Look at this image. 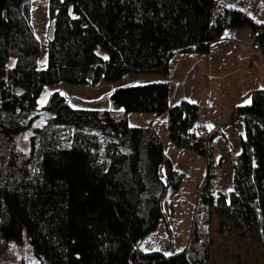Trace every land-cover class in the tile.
Returning <instances> with one entry per match:
<instances>
[{
	"label": "trees",
	"instance_id": "trees-1",
	"mask_svg": "<svg viewBox=\"0 0 264 264\" xmlns=\"http://www.w3.org/2000/svg\"><path fill=\"white\" fill-rule=\"evenodd\" d=\"M31 1L0 0V257L26 239L39 264H210L214 216L225 242L253 239L264 251V90L236 107L245 138L228 194L217 182L216 133L209 141L191 134L199 107L186 99L170 107L167 82L115 90L119 111L73 109L60 93L38 105L59 82L166 76L177 53H208L228 29L258 32L264 56V24L217 0H49L48 66L40 70ZM133 113L167 114L172 143L207 160L188 246L174 254L140 244L166 217V198L174 212L186 176L156 129L129 125ZM22 133L28 153L18 146Z\"/></svg>",
	"mask_w": 264,
	"mask_h": 264
},
{
	"label": "rangeland",
	"instance_id": "rangeland-1",
	"mask_svg": "<svg viewBox=\"0 0 264 264\" xmlns=\"http://www.w3.org/2000/svg\"><path fill=\"white\" fill-rule=\"evenodd\" d=\"M222 8L243 11L255 23L264 24V0H217ZM31 24L40 44L37 62L40 70L48 66V42L50 39L49 0L31 1ZM249 27L228 29L223 39L211 46L208 53H177L170 62L168 75L133 74L108 83L102 79L96 85H72L59 82L45 88L38 100L39 108L45 106L54 93H60L73 109L119 111L111 94L128 86H142L167 82L170 88L169 106L175 107L186 99L199 105L200 116L207 117L209 108L227 105L237 100L243 102L251 93L264 89V58L251 39ZM14 64L12 59L9 67ZM208 120V119H207ZM205 121V120H204ZM131 127H153L164 143L165 151L176 170L185 174L180 191L175 198L174 212L166 198L163 208L166 217L158 229L144 239L140 247L145 252L160 251L174 254L183 251L189 243L194 221L197 198L207 172V162L198 154L177 148L169 138L168 115L133 113L128 116ZM203 123V122H202ZM40 123L37 122V125ZM30 136L18 137L19 149L30 151ZM163 174V173H162ZM218 217L214 216L211 236L210 264H264V251L253 239L234 237L225 242L217 233ZM0 264H39L29 243H10L8 253L0 257Z\"/></svg>",
	"mask_w": 264,
	"mask_h": 264
},
{
	"label": "crops",
	"instance_id": "crops-1",
	"mask_svg": "<svg viewBox=\"0 0 264 264\" xmlns=\"http://www.w3.org/2000/svg\"><path fill=\"white\" fill-rule=\"evenodd\" d=\"M254 44L258 50H261L256 42ZM170 93L171 91L169 88V95ZM249 103L250 97L248 96L243 102L237 100L233 103V105H231V103L227 105L219 104V106L209 108V111L206 113V119H203L200 116L199 108L197 122L205 123L212 133H216L214 142L216 144L217 155L218 157H221L224 162L222 169L219 171L217 182L220 191L224 194H228L233 190V162L234 158L240 154L242 140L245 138L244 121L242 116L238 114L236 107L239 105H248ZM204 181L205 178L202 185Z\"/></svg>",
	"mask_w": 264,
	"mask_h": 264
},
{
	"label": "built area",
	"instance_id": "built-area-1",
	"mask_svg": "<svg viewBox=\"0 0 264 264\" xmlns=\"http://www.w3.org/2000/svg\"><path fill=\"white\" fill-rule=\"evenodd\" d=\"M258 32H252L251 39L252 42H256ZM191 134L195 137L201 138L203 140L209 141L212 137V132L205 123L197 122L191 128Z\"/></svg>",
	"mask_w": 264,
	"mask_h": 264
},
{
	"label": "snow or ice",
	"instance_id": "snow-or-ice-1",
	"mask_svg": "<svg viewBox=\"0 0 264 264\" xmlns=\"http://www.w3.org/2000/svg\"><path fill=\"white\" fill-rule=\"evenodd\" d=\"M105 59H107V57H105Z\"/></svg>",
	"mask_w": 264,
	"mask_h": 264
}]
</instances>
